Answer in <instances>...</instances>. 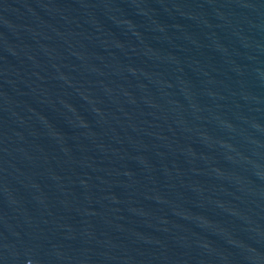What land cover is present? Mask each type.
I'll return each instance as SVG.
<instances>
[{
  "label": "water",
  "instance_id": "1",
  "mask_svg": "<svg viewBox=\"0 0 264 264\" xmlns=\"http://www.w3.org/2000/svg\"><path fill=\"white\" fill-rule=\"evenodd\" d=\"M0 264H264V0H0Z\"/></svg>",
  "mask_w": 264,
  "mask_h": 264
}]
</instances>
